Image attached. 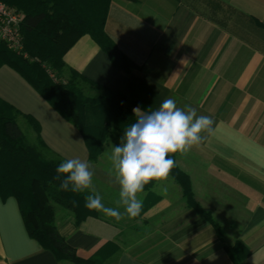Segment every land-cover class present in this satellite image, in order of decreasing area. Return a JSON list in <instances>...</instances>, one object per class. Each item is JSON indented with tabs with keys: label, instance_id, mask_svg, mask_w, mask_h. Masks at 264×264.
<instances>
[{
	"label": "crops",
	"instance_id": "crops-1",
	"mask_svg": "<svg viewBox=\"0 0 264 264\" xmlns=\"http://www.w3.org/2000/svg\"><path fill=\"white\" fill-rule=\"evenodd\" d=\"M103 27L134 66L114 64L89 34L65 52L66 66L119 91L141 111L173 99L213 119L212 133L175 161L223 239L187 205L171 176L138 194L143 206L135 218L117 221L98 212L76 223L72 212L57 208L60 235L93 264H264V0H110ZM0 100L18 111L17 124H25L30 139L34 121L52 152L88 161L105 206L124 211L111 161L98 167L110 137L90 162L78 128L7 64L0 65ZM224 245L233 247L232 256ZM0 264L72 262L28 235L8 196L0 197Z\"/></svg>",
	"mask_w": 264,
	"mask_h": 264
},
{
	"label": "trees",
	"instance_id": "trees-1",
	"mask_svg": "<svg viewBox=\"0 0 264 264\" xmlns=\"http://www.w3.org/2000/svg\"><path fill=\"white\" fill-rule=\"evenodd\" d=\"M1 1L22 13L20 32L26 56L16 54L0 41V65L7 64L22 74L56 111L78 128L88 160L95 162L108 138L115 133L122 138L124 131L136 121L132 109L144 110L119 91L105 88L68 68L63 60L79 36L89 34L114 64L126 70L134 66L104 31L110 0ZM18 115L16 109L0 100V197L16 199L28 235L57 258L72 264L95 263L92 258L80 257L60 235L55 212L58 207L69 210L76 223L96 217L98 212L84 206L87 193L58 190L60 181L53 178L64 159L44 144L34 121L30 125L35 136L30 139L17 124ZM175 155L170 158L175 160ZM170 176L180 185L187 205L201 213L218 238L223 239L219 225L195 201L189 176L177 166ZM232 248L224 245L230 256ZM234 262L239 264L236 259Z\"/></svg>",
	"mask_w": 264,
	"mask_h": 264
},
{
	"label": "clouds",
	"instance_id": "clouds-1",
	"mask_svg": "<svg viewBox=\"0 0 264 264\" xmlns=\"http://www.w3.org/2000/svg\"><path fill=\"white\" fill-rule=\"evenodd\" d=\"M137 117L113 146L109 159L110 175L115 171L120 191L117 203L123 207H107L102 196L96 192L94 171L88 161L72 158L62 161L56 168L54 180L60 181L58 190L84 194V206L120 221L140 215L143 201L138 194L150 182H165L169 179L176 161L171 156L187 155L193 146L200 145L211 134L213 119L197 115L195 109L177 107L173 99H165L158 109L148 113L139 107L132 109ZM75 203V201H73Z\"/></svg>",
	"mask_w": 264,
	"mask_h": 264
},
{
	"label": "built area",
	"instance_id": "built-area-1",
	"mask_svg": "<svg viewBox=\"0 0 264 264\" xmlns=\"http://www.w3.org/2000/svg\"><path fill=\"white\" fill-rule=\"evenodd\" d=\"M22 13L0 1V41L4 42L16 54H23L20 23Z\"/></svg>",
	"mask_w": 264,
	"mask_h": 264
},
{
	"label": "rangeland",
	"instance_id": "rangeland-1",
	"mask_svg": "<svg viewBox=\"0 0 264 264\" xmlns=\"http://www.w3.org/2000/svg\"><path fill=\"white\" fill-rule=\"evenodd\" d=\"M1 1V0H0ZM2 2V1H1ZM4 3V2H3ZM5 4V3H4ZM92 94L94 93V91L91 92ZM19 127L20 129L28 136V128L25 126V124H23V122L19 123ZM120 143V136L119 134L115 133L112 136H110L109 139V144L108 147L105 148L104 154H103V160L102 162L99 164L98 167H111V164H109V157L112 154V149H113V145L114 143ZM116 145V144H115ZM114 145V146H115ZM60 208V207H58ZM63 209V208H61Z\"/></svg>",
	"mask_w": 264,
	"mask_h": 264
}]
</instances>
